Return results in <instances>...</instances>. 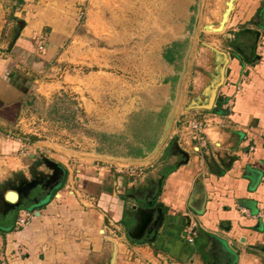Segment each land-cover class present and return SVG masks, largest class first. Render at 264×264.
<instances>
[{"label": "crops", "instance_id": "obj_1", "mask_svg": "<svg viewBox=\"0 0 264 264\" xmlns=\"http://www.w3.org/2000/svg\"><path fill=\"white\" fill-rule=\"evenodd\" d=\"M99 2L105 0H0L3 132L23 129L56 52L101 27L108 32ZM225 29L200 45L192 42L194 28L186 33L181 67L161 71L150 95L148 133L130 142L123 132L130 145L123 153L54 148L32 128L24 155L20 142L0 136V264H110L114 251L113 264H264V0H234ZM111 88L87 89L79 105L102 117L114 137L143 106L132 107L126 89ZM198 113L209 118L204 148L185 123ZM38 146L62 153L48 159L64 175L29 208V223L14 230L16 211L5 209L7 176L13 170L28 181L47 180L53 169L35 161ZM117 164L140 166L141 176L131 181L110 168Z\"/></svg>", "mask_w": 264, "mask_h": 264}, {"label": "rangeland", "instance_id": "obj_2", "mask_svg": "<svg viewBox=\"0 0 264 264\" xmlns=\"http://www.w3.org/2000/svg\"><path fill=\"white\" fill-rule=\"evenodd\" d=\"M232 2L234 0L99 2L95 6L100 7L98 11L105 9L109 21L108 32L101 27L100 32L92 37L88 34L77 41L67 42V52H56L51 68L44 73L41 87L44 95L39 94L43 97L35 99L28 108L29 114H24L25 123L18 133L30 139L31 129L35 128L36 138L42 139L45 133L44 138L50 139L54 148L64 147L65 151L81 150L87 153L99 149L114 155L123 153L125 148H130L127 135H122L123 132L131 135L130 142H136L137 135L148 133L149 108L155 106L150 95L162 81L161 75H158L161 71L165 76L168 70L176 71L181 67L187 44L186 33L195 29L197 34L192 38L194 44L217 41L226 30ZM98 11L95 10L94 15ZM203 26H211L212 30L208 32ZM109 42L113 46L106 50ZM74 44L78 49L74 48ZM91 45L95 48H91ZM106 85H112L111 91L115 94L121 88L126 89L130 93L132 107L138 105L136 102L143 106L139 116L133 118V125L115 132L114 137H110L112 132H108V125L101 121L102 117L85 114L79 105L80 97L87 94V89H97L98 92ZM167 106L168 103L165 108ZM42 149L40 146L34 147L35 161L41 154L52 158L54 153L53 157L62 158L58 156L62 153L58 154L55 149L49 152ZM10 176L13 177L10 179L7 176L9 181L16 177L13 170ZM13 185L17 187L19 183L14 180Z\"/></svg>", "mask_w": 264, "mask_h": 264}, {"label": "built area", "instance_id": "obj_3", "mask_svg": "<svg viewBox=\"0 0 264 264\" xmlns=\"http://www.w3.org/2000/svg\"><path fill=\"white\" fill-rule=\"evenodd\" d=\"M35 43H36L37 51L43 53L45 50L43 49V46L38 38L35 41ZM208 122H209L208 116L203 115V113L192 115L190 118H187L185 120L186 127H187V130L189 131L190 138L196 142L198 148L199 147L204 148L207 144V141H206L207 139L205 136L204 129L206 125L208 124ZM0 136H4L5 138H8L10 140H15V141L20 142L22 146L19 150V153L21 154L25 155L29 153L30 150L32 149L31 143L28 142L30 140H26L23 136L20 135V133H16L15 131L3 132L0 129ZM110 168L119 174H125L127 178L130 179L131 181L136 180L137 178L141 176L140 166L117 164ZM32 218H33V214L29 209L19 208L17 210L16 217L13 222V229L14 230L23 229ZM185 234L189 241L193 239L195 235V230L193 228L192 223L189 222V224L187 225L185 229Z\"/></svg>", "mask_w": 264, "mask_h": 264}, {"label": "water", "instance_id": "obj_4", "mask_svg": "<svg viewBox=\"0 0 264 264\" xmlns=\"http://www.w3.org/2000/svg\"><path fill=\"white\" fill-rule=\"evenodd\" d=\"M231 9L229 11H231ZM204 28L205 30H210V31L212 30L211 26H204ZM205 105L209 106V102ZM39 161L46 163L50 168L53 169L51 174L45 175V178L46 177L49 178L42 182L43 179L42 180L32 179L28 181V179H26L25 177L23 178L16 176L13 180L8 181V185H9L8 187L10 188V190H8L5 194V199L7 200L5 209L17 211L19 207L26 206V203L24 201L27 200L24 199L29 198L35 189H38L39 191L40 190L45 191L46 194L42 198H46L49 195V192L53 190L55 187H57V185L63 178L64 170L56 162H53L52 160L46 158L43 154L39 156ZM14 180L19 183V186L16 187L15 185H13ZM39 200H40L39 197L38 198L33 197L29 202L33 204V206H35L36 204H38ZM114 260H115V251L109 260L110 264H113Z\"/></svg>", "mask_w": 264, "mask_h": 264}, {"label": "flooded vegetation", "instance_id": "obj_5", "mask_svg": "<svg viewBox=\"0 0 264 264\" xmlns=\"http://www.w3.org/2000/svg\"><path fill=\"white\" fill-rule=\"evenodd\" d=\"M33 194H35V193H33ZM33 194L29 197V198H27V199H24V200H27V201H30L33 197H39V199H41L45 194H46V192L45 191H43V190H37L36 191V196H33ZM38 195V196H37ZM27 201H24L25 203L27 202ZM19 208H25V207H19ZM17 212V211H16Z\"/></svg>", "mask_w": 264, "mask_h": 264}, {"label": "trees", "instance_id": "obj_6", "mask_svg": "<svg viewBox=\"0 0 264 264\" xmlns=\"http://www.w3.org/2000/svg\"><path fill=\"white\" fill-rule=\"evenodd\" d=\"M43 200H45V198H41L38 203L42 202ZM32 206H33V204H31L29 201H27L26 206H24V207L29 209V208H32Z\"/></svg>", "mask_w": 264, "mask_h": 264}]
</instances>
